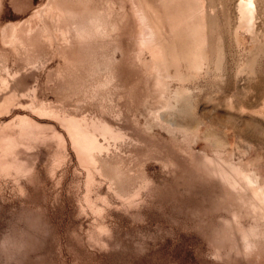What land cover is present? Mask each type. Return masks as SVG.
Returning a JSON list of instances; mask_svg holds the SVG:
<instances>
[{
    "label": "rangeland",
    "instance_id": "rangeland-1",
    "mask_svg": "<svg viewBox=\"0 0 264 264\" xmlns=\"http://www.w3.org/2000/svg\"><path fill=\"white\" fill-rule=\"evenodd\" d=\"M239 1L0 0V264H264Z\"/></svg>",
    "mask_w": 264,
    "mask_h": 264
},
{
    "label": "bare ground",
    "instance_id": "bare-ground-1",
    "mask_svg": "<svg viewBox=\"0 0 264 264\" xmlns=\"http://www.w3.org/2000/svg\"><path fill=\"white\" fill-rule=\"evenodd\" d=\"M239 7H240L242 15L248 21L253 16L254 9H255V1L254 0H240L239 1ZM227 171H229V170H227ZM253 194H255V193H253ZM259 202H261V201H259ZM257 204H258V202H257ZM258 206H259V204H258Z\"/></svg>",
    "mask_w": 264,
    "mask_h": 264
}]
</instances>
